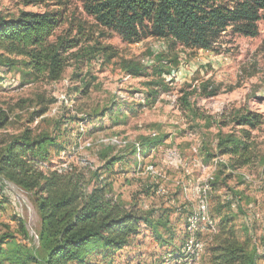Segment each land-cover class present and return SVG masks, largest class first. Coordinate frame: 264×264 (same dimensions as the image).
<instances>
[{"label":"rangeland","instance_id":"1","mask_svg":"<svg viewBox=\"0 0 264 264\" xmlns=\"http://www.w3.org/2000/svg\"><path fill=\"white\" fill-rule=\"evenodd\" d=\"M54 9V4L25 7L21 0L0 1V16H17L21 10ZM59 38L81 40L79 47L64 55L65 70L59 81L51 82L42 75L38 80L22 84L17 71L2 76L5 80L0 83V111L9 115V124L0 131V140L20 135L27 129L48 133L56 140L49 147L52 164H66L96 182L94 173L105 159L132 152L131 147L102 146L97 143L99 137L143 144L145 138H153L151 135L155 133L159 139L156 146L143 145L142 154L128 156L126 163L116 164L112 174L104 173V177L115 197L127 207L136 208L140 215L166 214L169 230L162 228L157 234L144 225L128 247L109 257L96 248L88 264H174L167 257L170 253L181 255L188 213L197 205V188L212 172L215 174V170L207 167L219 163L211 158L217 154L218 128L213 123L221 122L225 126L229 122L228 114L240 109L262 115L263 124L251 136L264 157V19L259 22L257 37H246L229 29L213 51L206 52L155 38L140 43L125 42L117 33L97 25L86 15L83 5L74 1L51 43ZM97 45L107 48V54L86 56ZM126 63L136 65L139 76L130 75L124 69ZM85 83L91 84L88 94H82ZM204 88L207 92L217 89V96L205 98ZM152 90L159 92L152 106L142 110L135 107L133 112L124 109L121 114L113 111V116L102 122L94 118L95 113L113 105L144 104ZM187 96L189 103L185 104L183 99ZM42 108H47V113L31 124L33 114ZM86 115L91 119L88 122L83 121ZM232 129V126L223 127V132ZM172 149L179 151V160L168 158ZM150 166L160 176L150 174L147 170ZM186 169L191 176L186 175ZM244 175L251 182H246ZM159 186L165 189L164 196L156 194ZM230 189L244 195L240 211L235 212L237 236L250 248L247 235H251L262 257L264 163L237 171L220 191H212L210 209L218 222L216 210ZM20 223L24 224L29 239L23 238ZM40 229L41 218L34 197L0 179V234L9 233L18 244L37 249ZM202 238L206 250L195 264L208 263V249L215 236L206 232Z\"/></svg>","mask_w":264,"mask_h":264},{"label":"trees","instance_id":"2","mask_svg":"<svg viewBox=\"0 0 264 264\" xmlns=\"http://www.w3.org/2000/svg\"><path fill=\"white\" fill-rule=\"evenodd\" d=\"M21 1L25 7L54 4L55 9L43 12L21 10L17 16H0V83L5 80L4 74L13 71L20 74L22 84L38 80L42 75L51 82L62 78L64 55L79 47L81 40L59 38L51 43V39L62 26L66 10L74 1L83 5L86 15L97 25L117 33L125 42L140 43L155 38L170 40L172 45H181L188 50L206 52L213 51L229 29L246 37H257L259 22L264 19V0ZM107 50L97 45L87 51L86 56L107 54ZM98 59L101 60V55ZM124 69L132 76L140 74L132 63H126ZM90 88L91 84L85 83L82 94H88ZM202 94L205 98H212L217 96L218 90L207 92L204 88ZM158 97L159 92L152 90L144 104L113 105L95 113L94 118L102 122L113 116V111L121 114L124 109L133 112L136 107L142 110L154 105ZM183 100L185 104L189 103L188 96ZM188 107L192 110L190 105ZM47 111L42 108L34 113L30 123L43 117ZM86 118L87 122L91 120L88 115ZM228 119L225 126L221 122L213 123L218 128L217 154L211 158L218 159L219 163L209 182L210 195L213 190L220 191L237 171L264 163V157L251 136L263 124V116L240 109L228 114ZM8 124L9 115L0 111V131ZM228 126L233 129L224 133L223 127ZM151 137L145 138L143 144L127 142L124 148L132 149L127 155L105 159L103 166L94 173L96 182L89 181L85 173L76 169L56 168L52 164L49 147L54 146L56 140L48 133L27 129L20 135L0 140V179L32 195L41 218L37 249L18 244L9 233L0 234V264H88L89 256L96 248L109 257L128 247L131 239L141 234L144 225L157 234L162 228L169 230L166 214L160 217H155L154 213L140 215L136 208L127 207L115 197L104 177V173L112 174L116 164L126 163L128 156L142 154L144 146H156L159 139L156 135ZM135 144L140 145V153ZM226 157L228 160L224 159ZM230 191L225 194V202L220 199L222 206L216 210L219 222L211 214L218 231L209 246L207 264H261L264 255L259 256L252 236L246 234L249 248L247 242L237 236L234 224L235 212L240 211L244 195ZM20 227L23 238L29 239L24 224L20 223ZM168 255L178 257L172 253Z\"/></svg>","mask_w":264,"mask_h":264},{"label":"built area","instance_id":"3","mask_svg":"<svg viewBox=\"0 0 264 264\" xmlns=\"http://www.w3.org/2000/svg\"><path fill=\"white\" fill-rule=\"evenodd\" d=\"M87 118L83 119L86 121ZM83 130V128H82ZM153 136L156 134L153 133ZM97 143L101 145H115L118 147L125 146L126 143L122 142L117 137L107 138L105 136H101L97 139ZM137 151L140 153V145L135 144ZM139 155V154H138ZM168 158L172 161H177L180 159V154L177 149H172L168 152ZM67 168L66 164L63 165H56V168ZM216 166H209L207 167L210 170H216ZM148 172L152 175H159L158 171H156L155 167L150 166L148 167ZM186 175L189 177L191 176V172L189 169L185 171ZM213 172L208 178L206 179L205 183H202L197 188L198 200L197 205L191 211L187 218L186 226H185V242L182 248L181 255L177 258H173L171 255H168L167 260H171L174 264H195L200 261L201 256L205 253L206 250V243L202 238V235L206 232L211 234L217 233L216 223L212 219L211 216V209H210V193L211 187L209 182L213 179ZM244 180L246 182H251V178L247 175H244ZM156 194L158 196H164L166 191L163 187L159 186L156 190Z\"/></svg>","mask_w":264,"mask_h":264}]
</instances>
